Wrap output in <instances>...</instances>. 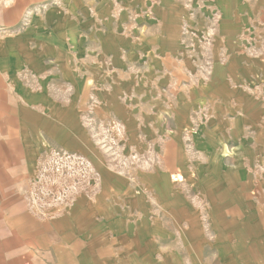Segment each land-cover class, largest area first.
Instances as JSON below:
<instances>
[{
    "label": "rangeland",
    "instance_id": "374dc122",
    "mask_svg": "<svg viewBox=\"0 0 264 264\" xmlns=\"http://www.w3.org/2000/svg\"><path fill=\"white\" fill-rule=\"evenodd\" d=\"M262 20L264 0H44L0 25V264H264V112L242 92L264 85ZM108 26L182 43L165 69L124 41L84 71Z\"/></svg>",
    "mask_w": 264,
    "mask_h": 264
},
{
    "label": "crops",
    "instance_id": "0c3cea01",
    "mask_svg": "<svg viewBox=\"0 0 264 264\" xmlns=\"http://www.w3.org/2000/svg\"><path fill=\"white\" fill-rule=\"evenodd\" d=\"M2 1L4 2V4L2 6L0 5V15L2 16V18H0V25L10 26L19 21L21 16L30 6L35 7L36 4L41 3L44 0ZM260 24L261 26L258 27L255 32H250L246 44L249 47L259 50V55H257L256 58L259 59L260 63H264V20H262ZM87 37L88 41L90 42L88 51L95 50L96 53L86 55L85 52L82 62V64L84 65V71L87 70V67L90 64L92 65L99 63V65H101V63L104 62L103 58H106L108 56L114 58V62L116 61V58H122L121 43L124 41H129V43L131 42L128 47H125V49L135 48L137 59H143L142 57H144L145 60L148 59V64L152 65L153 67H162L163 69H165V66L171 63V57H174L172 54V50L180 46L182 43L181 30L178 27L170 30L165 26L152 27L147 30H140V32L136 33V36H130L126 33H122L118 28L108 26L103 27L97 32L90 31L89 33H87V31H84V40H86ZM96 40H98V43H96L97 46L94 47L91 45V42ZM72 50L74 51V44H72ZM72 59L74 60V56H72ZM114 62L113 64H116ZM114 68L116 71H125L119 67ZM85 74L86 73L84 72V75ZM233 79L234 78L232 76H230V78L228 77V80ZM242 92L248 97V100H251V102H253V104H256V102L258 103V106L255 108H248L247 106H243L245 112H248L250 109L255 110L254 112L258 110L259 113L262 114L264 112V85H259L258 87H256L255 91L249 88H244ZM260 118L264 122V119L262 117ZM263 122L259 124L260 133L258 135L254 134L256 135V137L252 138V140H255L256 142H258V144H264Z\"/></svg>",
    "mask_w": 264,
    "mask_h": 264
}]
</instances>
